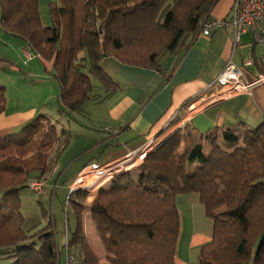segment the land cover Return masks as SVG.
Returning <instances> with one entry per match:
<instances>
[{"label":"trees","instance_id":"trees-1","mask_svg":"<svg viewBox=\"0 0 264 264\" xmlns=\"http://www.w3.org/2000/svg\"><path fill=\"white\" fill-rule=\"evenodd\" d=\"M39 1L0 0V30L52 61L61 86L58 113L69 122L84 116V102L100 98L91 77L106 95L114 90L116 82L100 65L104 57L158 68L166 53L189 48L218 0H52L46 25ZM160 29L167 38L163 54L153 49L142 57L138 48ZM258 64L264 71V60ZM5 102L0 82V113ZM58 124L40 115L20 132L0 137V248L16 256L12 264H59L53 216L26 231L19 198L31 179L53 169L67 146L72 130ZM188 191L199 194L213 220L212 239L201 246L199 264H264V122L205 133L186 123L135 168L99 187L89 206L87 190L73 191L69 201L77 224L71 243L81 246L87 264H97L81 233V217L89 211L111 264H175L176 198Z\"/></svg>","mask_w":264,"mask_h":264},{"label":"crops","instance_id":"crops-1","mask_svg":"<svg viewBox=\"0 0 264 264\" xmlns=\"http://www.w3.org/2000/svg\"><path fill=\"white\" fill-rule=\"evenodd\" d=\"M50 1H39L44 25L48 23ZM232 2L218 0L209 17H229ZM0 59L3 60L0 62V82L6 96L5 109L0 113V137L15 134L17 129H22L40 115L58 114L61 86L52 75V61L30 53L21 39L1 30ZM229 59L241 68L245 82L264 75L258 64L264 60V46L254 44L249 31L240 34L236 43L235 34L229 28L218 29L207 37L198 35L189 48L180 53H166L158 68L126 64L113 56L104 57L100 65L116 82L115 88L106 95L101 83L93 80L94 94H99L100 98L84 102V116L69 121L75 125V128L68 125L72 136L55 167L44 177L42 192L51 188L53 197L57 188H61L67 197L69 186L87 167L122 160L150 140L161 144L186 123L195 127L198 133H205L220 127H254L264 122V83L232 97L212 98L218 91L215 79ZM245 62L249 64L245 65ZM172 121H175L173 129L161 136ZM94 191L91 192L95 194ZM176 203L180 228L175 264H199L201 246L212 239L213 220L206 214L195 191L180 193ZM85 204L88 205L87 200ZM52 216L54 228L60 236L63 222L57 224L55 214ZM88 216L84 217L83 231L97 264H111L106 260L95 225ZM72 219L70 232L77 224L73 212ZM60 238L61 243L57 238V244L62 250L63 238ZM64 251L59 264H66Z\"/></svg>","mask_w":264,"mask_h":264},{"label":"built area","instance_id":"built-area-1","mask_svg":"<svg viewBox=\"0 0 264 264\" xmlns=\"http://www.w3.org/2000/svg\"><path fill=\"white\" fill-rule=\"evenodd\" d=\"M229 28L235 34L236 43L239 42L240 34L251 32L252 41L256 45L264 46V0H233L229 17L206 19L200 29L199 35L210 36L218 29ZM249 64L245 62V65ZM215 83L218 91L212 95V98L224 99L232 97L243 92H249L256 84L264 83V75H261L252 82H245L242 79V70L229 59L222 71L217 75ZM191 107V105H190ZM157 146L156 141L150 140L144 146L130 152L124 159L110 163H97L93 165L96 180L99 181V187L109 181L116 174L131 169L139 160H143L145 155ZM84 179L78 177L76 181L69 186L70 192L78 189L92 191V185L83 186ZM85 182V181H84ZM29 188H34L29 185ZM68 237V228L62 231ZM62 237V236H61ZM64 247H65V241ZM75 248L70 251L67 249V264H82L79 253Z\"/></svg>","mask_w":264,"mask_h":264},{"label":"rangeland","instance_id":"rangeland-1","mask_svg":"<svg viewBox=\"0 0 264 264\" xmlns=\"http://www.w3.org/2000/svg\"><path fill=\"white\" fill-rule=\"evenodd\" d=\"M47 20L49 22V17L47 18ZM166 39L167 38H166V34L164 31H162L161 29L156 30L153 33V35L147 39L146 45L144 47L138 48L140 55H142V57H143V55L147 56L149 53L153 52V49H158L157 52H160L161 54H163V51L161 49H162L163 44H165ZM155 45H156V47H155ZM119 56H121V55L118 54L117 57H119ZM91 79H92V81L94 80L93 77H91ZM93 93H95V89H94ZM55 114H57V112L54 113L53 115L48 114V116H51L55 120H58V122H59L58 126L61 125L63 127H68V125L70 124V128H75L74 124H72L71 122L70 123L67 122V119L62 117L59 113L57 115H55ZM174 125H175V123H173L170 128L173 129ZM19 130H21V129L20 128L17 129L16 133H18ZM67 149H68V147H67ZM139 161L140 162L136 163L131 169L135 168L143 160H139ZM54 167L55 166H53V168ZM93 171H94L93 166H89L86 169H84L82 171V173H80L78 176V177H82V179H84L85 182L83 181V183H82L83 186L93 184L91 190L92 191L95 190L94 191L95 194H93V192L88 191V195L86 197L88 206L92 203L93 199L96 197V194H97L98 189H99V188L97 189V187L100 184L99 181L96 180V177H95V174L93 173ZM48 173L45 174V176L48 175ZM44 177H42L40 179H31L29 181L28 185H31V183H32V187H34V188H32V189L31 188H24V189L20 190V192H19L20 210H21L23 217H24L23 227L26 231L33 232L37 226L41 227V226L45 225L46 224V218L49 216H52L54 213L57 224L59 223V221L62 220L63 230L65 229V226H67V228H68V233H67L68 237H66V235H64V232L60 233V236H62V238H63L62 245H61L62 250H65L64 252L66 253L67 249L69 251L72 248H75L76 250L78 249L77 252L79 253L81 263L87 264L84 261L85 259H84V255H83V251H82L81 246H79V244L71 243V240H70L71 232L69 229V225L73 221V219H72L73 208H72V205L69 201V196L72 192H70V190H69V195L66 197V192L64 191V189L57 188L56 194L53 197H51V188L50 189L47 188L45 192H42L44 190V187H45ZM76 179L72 182V184L76 181ZM53 183H51V186H53ZM75 214H77V212ZM86 214L89 215L88 217H91V214L89 213V211H86V212L84 211V213L82 215L83 217H81V222H82L81 233H82V236H83L84 240L86 241L87 245L92 250L91 245L88 242V240L85 236V233L83 231V222H84V217H86ZM64 216H66V217H64ZM90 221L92 223H94L92 220V217L90 218ZM53 222H54V219H53ZM69 222H70V224H69ZM53 224H55V223H53ZM95 230H96V227H95ZM96 233L98 235L97 230H96ZM60 236H58L59 244L61 243ZM97 238H98L100 244H102V247L104 249V245H103L102 240L99 237V235L97 236ZM36 239H37L36 237H33V239H30V240H36ZM63 241H65V247H64ZM29 242L30 241H28L27 243H29ZM62 250L58 246V248H57L58 259L60 258ZM104 251H105V249H104ZM15 260H16V256L11 255L8 248H0V264H12L15 262ZM106 260L109 262V260L107 258H106ZM66 264H67V255H66Z\"/></svg>","mask_w":264,"mask_h":264}]
</instances>
